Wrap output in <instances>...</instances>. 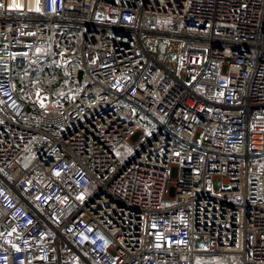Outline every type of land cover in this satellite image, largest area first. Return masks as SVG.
I'll list each match as a JSON object with an SVG mask.
<instances>
[{
    "label": "built area",
    "instance_id": "1",
    "mask_svg": "<svg viewBox=\"0 0 264 264\" xmlns=\"http://www.w3.org/2000/svg\"><path fill=\"white\" fill-rule=\"evenodd\" d=\"M21 1L0 264H264V0Z\"/></svg>",
    "mask_w": 264,
    "mask_h": 264
},
{
    "label": "bare ground",
    "instance_id": "2",
    "mask_svg": "<svg viewBox=\"0 0 264 264\" xmlns=\"http://www.w3.org/2000/svg\"><path fill=\"white\" fill-rule=\"evenodd\" d=\"M13 2H15L17 5H21V0H9V4L10 5H12V3ZM36 6V3H35V1L34 0H28L27 1V7L29 8V9H31V8H33V7H35Z\"/></svg>",
    "mask_w": 264,
    "mask_h": 264
},
{
    "label": "snow or ice",
    "instance_id": "3",
    "mask_svg": "<svg viewBox=\"0 0 264 264\" xmlns=\"http://www.w3.org/2000/svg\"><path fill=\"white\" fill-rule=\"evenodd\" d=\"M53 3H55V0H53ZM4 7V5L3 4H0V8H3ZM19 7V5H17L15 2H13L12 3V5L10 6V10L11 9H15V8H18ZM37 11H40V9H39V7H37V9H36ZM44 105L43 104H41V107H43ZM56 175L57 176H59L60 175V173L59 172H57L56 173ZM79 199H83V197L81 196V197H78ZM86 239V238H85ZM158 239H159V237H158ZM105 243H107V242H105ZM158 247H159V245H157Z\"/></svg>",
    "mask_w": 264,
    "mask_h": 264
},
{
    "label": "rangeland",
    "instance_id": "4",
    "mask_svg": "<svg viewBox=\"0 0 264 264\" xmlns=\"http://www.w3.org/2000/svg\"><path fill=\"white\" fill-rule=\"evenodd\" d=\"M201 261H203L204 263H202V264H205V262H208V260H205L204 258H198L197 259V262L198 263H201ZM211 262V261H210ZM209 262V263H210ZM215 264H222V261L220 260V259H218V258H216V259H214V261H213Z\"/></svg>",
    "mask_w": 264,
    "mask_h": 264
}]
</instances>
